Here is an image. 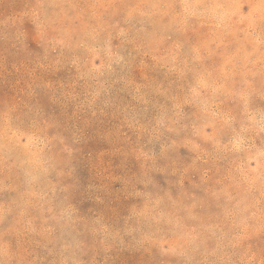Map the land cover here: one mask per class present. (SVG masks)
<instances>
[{"label":"rangeland","instance_id":"rangeland-1","mask_svg":"<svg viewBox=\"0 0 264 264\" xmlns=\"http://www.w3.org/2000/svg\"><path fill=\"white\" fill-rule=\"evenodd\" d=\"M0 264H264V0H0Z\"/></svg>","mask_w":264,"mask_h":264}]
</instances>
